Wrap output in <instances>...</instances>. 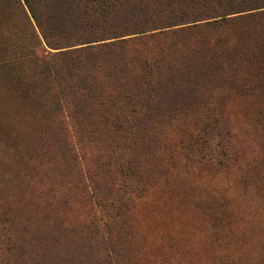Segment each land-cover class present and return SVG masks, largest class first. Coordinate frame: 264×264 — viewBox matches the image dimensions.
<instances>
[{"label":"trees","instance_id":"trees-1","mask_svg":"<svg viewBox=\"0 0 264 264\" xmlns=\"http://www.w3.org/2000/svg\"><path fill=\"white\" fill-rule=\"evenodd\" d=\"M0 74L39 112L34 169L62 153L58 178L61 167H80L75 137L105 142L84 190L91 181L86 200L114 212L106 225L142 191L141 160L158 153L163 125L178 121L185 159L240 166L226 111L234 101L264 122V0H0ZM102 219L89 214L84 234L113 264ZM12 225L1 210L0 264L14 256Z\"/></svg>","mask_w":264,"mask_h":264},{"label":"rangeland","instance_id":"rangeland-1","mask_svg":"<svg viewBox=\"0 0 264 264\" xmlns=\"http://www.w3.org/2000/svg\"><path fill=\"white\" fill-rule=\"evenodd\" d=\"M10 29L11 39L21 37ZM5 82L0 74V211L13 220L16 234L10 264H106L104 250L86 242L83 227L93 213L103 218L98 227L114 246L108 249L113 264H264V122L243 117L234 101L227 105L239 167L185 159L178 121L163 125L158 153L141 160L142 191L124 216L104 225L114 212L88 202L91 181L84 185L105 142L73 139L80 172L64 164L60 177L52 175L64 162L62 153L50 167L34 169L32 150L39 144L30 134L39 112ZM44 97L35 91V102L43 104Z\"/></svg>","mask_w":264,"mask_h":264}]
</instances>
